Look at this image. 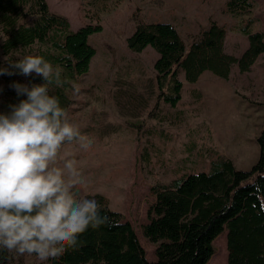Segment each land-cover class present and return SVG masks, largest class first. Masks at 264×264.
I'll list each match as a JSON object with an SVG mask.
<instances>
[{
	"label": "rangeland",
	"instance_id": "obj_1",
	"mask_svg": "<svg viewBox=\"0 0 264 264\" xmlns=\"http://www.w3.org/2000/svg\"><path fill=\"white\" fill-rule=\"evenodd\" d=\"M228 1L46 0L50 12L64 17L73 31L95 25L97 19L102 27L88 39L95 49L88 74L70 81L56 68L68 86L48 85L64 91L71 101L69 122L91 142L87 150L66 144L59 162L77 161L83 180L80 196H104L110 210L131 225L149 262L155 261L156 246L143 237L141 228L154 201L153 186L207 172L218 157L230 160L239 171H249L257 162L258 138L264 132V55L248 73L234 66L228 80L205 72L196 84H189L180 73L181 101L172 107L156 103L153 63L158 55L151 48L131 52L125 40L139 23H171L189 46L215 21L226 30L225 52L239 57L248 45L242 28L264 36V0H249V12L242 16L227 11ZM47 51V44H36L14 56ZM5 60L0 50V67H8ZM213 249V263L207 264H226V232L214 240ZM11 254V264H41L34 256Z\"/></svg>",
	"mask_w": 264,
	"mask_h": 264
},
{
	"label": "trees",
	"instance_id": "obj_2",
	"mask_svg": "<svg viewBox=\"0 0 264 264\" xmlns=\"http://www.w3.org/2000/svg\"><path fill=\"white\" fill-rule=\"evenodd\" d=\"M250 6L249 0L226 3L227 11L237 16L249 12ZM99 23L97 19V24L73 31L64 17L50 12L46 0H0L1 54L7 61H15L20 59L14 56L17 52L47 44L48 51L39 56L54 69H63L70 81L76 80L90 70L95 49L88 39L102 32ZM241 32L248 45L239 57L225 52L226 30L215 21H210L208 28L189 46L171 23H139L125 45L134 53L151 48L158 55L153 63L156 103L175 107L181 101L183 88L180 73L186 83L196 84L205 72L222 80H228L234 66L241 74L250 72L264 55V36L245 28ZM3 79L0 114L8 113L9 105L26 99L17 96L12 88L14 83L29 87L43 83L41 77L32 75H4ZM51 85L56 86L55 82ZM63 85L67 87L68 83ZM49 95L68 110L71 101L62 89H49ZM258 145V160L249 171H239L230 160L218 157L207 172L185 174L167 185L152 187L154 201L147 209V221L141 229L143 237L156 246L154 262L147 261L131 225L120 213L110 210L104 196L95 194L85 198L95 199L100 214L107 216L109 222L96 229L89 228L79 237L76 249L49 259L50 264H207L209 260L213 263V242L223 232H226V264H264V214L259 207L264 202V132ZM11 262V253H0V264Z\"/></svg>",
	"mask_w": 264,
	"mask_h": 264
},
{
	"label": "clouds",
	"instance_id": "obj_3",
	"mask_svg": "<svg viewBox=\"0 0 264 264\" xmlns=\"http://www.w3.org/2000/svg\"><path fill=\"white\" fill-rule=\"evenodd\" d=\"M6 62L0 75L35 74L43 83H14L17 96L26 99L0 114V253L34 256L44 264L76 249L85 231L107 224L109 218L100 214L95 199L80 196L83 180L77 161L59 162L66 144L84 150L91 146L69 122L59 100L49 95V84H63L60 70L41 56ZM259 207L264 214V202Z\"/></svg>",
	"mask_w": 264,
	"mask_h": 264
}]
</instances>
